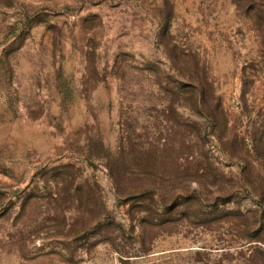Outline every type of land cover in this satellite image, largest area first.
<instances>
[{"label":"rangeland","instance_id":"obj_1","mask_svg":"<svg viewBox=\"0 0 264 264\" xmlns=\"http://www.w3.org/2000/svg\"><path fill=\"white\" fill-rule=\"evenodd\" d=\"M0 264H264V0H0Z\"/></svg>","mask_w":264,"mask_h":264}]
</instances>
